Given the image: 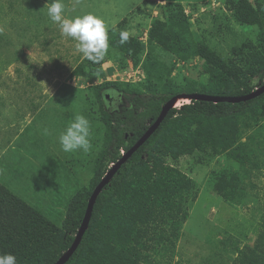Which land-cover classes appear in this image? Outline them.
<instances>
[{
	"label": "trees",
	"instance_id": "trees-1",
	"mask_svg": "<svg viewBox=\"0 0 264 264\" xmlns=\"http://www.w3.org/2000/svg\"><path fill=\"white\" fill-rule=\"evenodd\" d=\"M224 2L234 22L257 28L255 39L244 42L234 57L223 58L205 41L196 39L180 2L167 1L159 6L161 15L152 20L147 31L143 81L138 86L115 80L91 86L99 104L104 145L93 160L88 183L75 188L60 224L55 223V214L42 213L0 182V254L15 255L18 264H54L73 242L88 198L108 165L139 139L170 98L194 93L245 95L264 84V0ZM7 8L12 11L10 27L15 30L18 24L19 30L26 31L15 16L16 7L8 2ZM107 29L109 42L119 45L120 52L136 63L143 53L138 37L129 35L121 44V31L111 26ZM192 57L203 60L207 80L174 83L169 76L171 61ZM101 63L83 57L71 75L90 77ZM253 78H257L256 84ZM263 122L264 92L237 103L191 99L177 109L169 108L158 127L98 193L87 228L64 264H169L160 257L167 248L172 250L183 234L181 226L197 192L191 176L175 163L166 162V157L176 162L180 155L208 150L210 155L231 159L239 168L211 171L212 189L227 203L248 204L243 181H250L264 163ZM220 243L226 246V242ZM230 247L236 256L224 257L223 264H264V207L252 246L233 243ZM174 254L175 264H185L180 253L171 251ZM199 257L195 252L194 259ZM208 263L205 257L200 260V264Z\"/></svg>",
	"mask_w": 264,
	"mask_h": 264
},
{
	"label": "rangeland",
	"instance_id": "rangeland-1",
	"mask_svg": "<svg viewBox=\"0 0 264 264\" xmlns=\"http://www.w3.org/2000/svg\"><path fill=\"white\" fill-rule=\"evenodd\" d=\"M167 1L180 2L189 17V30L223 58L234 57L244 42L255 39L257 28L234 22L224 0H62L66 17L94 13L103 18L107 28L127 31L143 46L134 63L130 55L120 52L119 45L109 42L99 71L85 78L71 75L83 55L76 50V41L62 36L58 24L49 18L51 0H0V182L42 213L55 214L56 224H60L75 188L88 183L93 160L104 145L99 104L91 86L114 79L134 86L143 81L147 31L152 20L161 15L159 6ZM8 2L17 8L15 16L26 31L19 30L18 24L15 30L10 27ZM171 63L169 76L176 84L207 80L200 57L180 62L173 59ZM252 81L256 84L257 78ZM187 100L181 98L174 105L179 107ZM77 114L90 122L91 148L67 153L61 149L58 136ZM45 128L47 135L43 134ZM166 162L175 163L191 176L197 197L181 226L183 234L172 250H165L161 262L175 264L173 251L180 253L185 264H200L204 257L208 264H223L224 257L236 256L231 244L252 246L264 207V163L250 181H243L250 198L243 205L227 203L212 189L211 171L239 168L224 155L194 151L178 156L176 162L166 157ZM221 241L226 242L225 247ZM195 252L200 254L198 259H194Z\"/></svg>",
	"mask_w": 264,
	"mask_h": 264
},
{
	"label": "clouds",
	"instance_id": "clouds-1",
	"mask_svg": "<svg viewBox=\"0 0 264 264\" xmlns=\"http://www.w3.org/2000/svg\"><path fill=\"white\" fill-rule=\"evenodd\" d=\"M64 11L65 4L62 0H51L47 8L49 18L54 23L58 24L61 35L76 41V50L82 53L85 59L92 62L103 60L109 49L108 29L103 18L91 12L68 18L64 15ZM128 39L129 33L127 31H121L120 43L124 44ZM257 88L259 87H254V90ZM107 96L108 94H105V97ZM190 100L189 98V100L181 103V105L189 103ZM174 104H176V101ZM173 105L172 107L176 109L181 106L179 105V107H176ZM43 134L47 135L48 129H43ZM58 142L64 152L72 153L81 150L88 152L91 148L89 120L82 114L75 115V118L60 132ZM120 153L121 156H123L126 152L121 150ZM115 163L109 164L107 171ZM0 264H18V260L17 257L11 253L0 254Z\"/></svg>",
	"mask_w": 264,
	"mask_h": 264
},
{
	"label": "water",
	"instance_id": "water-1",
	"mask_svg": "<svg viewBox=\"0 0 264 264\" xmlns=\"http://www.w3.org/2000/svg\"><path fill=\"white\" fill-rule=\"evenodd\" d=\"M264 92V84L260 86L259 88L255 89L254 91H251L249 94L245 95H234V96H213V95H207V94H179L174 97H172L170 100H168L161 108L157 118L151 123V125L144 131V133L139 137V139L126 151V153L121 156L116 163L107 171V173L104 175V177L100 180V182L93 188L92 193L88 199L87 207L84 212L83 219L80 223L79 229L77 230V233L74 237L73 242L71 243L70 247L63 252V254L57 259V261L54 264H64V262L70 257V255L73 253V251L76 249L85 229L87 228V223L92 211L93 204L95 202V198L98 195V193L101 191V189L104 187L106 183L111 179L113 174L117 171V169L120 167L122 163L126 161V159L136 151V149L149 137V135L158 127L160 122L165 117L167 111L170 107L180 98H190L195 100H207L214 103L217 102H228V103H237L240 101H246L249 99H253L259 94Z\"/></svg>",
	"mask_w": 264,
	"mask_h": 264
}]
</instances>
